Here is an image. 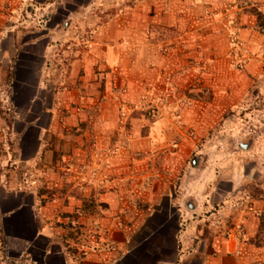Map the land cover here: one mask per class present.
Instances as JSON below:
<instances>
[{"label":"crops","instance_id":"0c3cea01","mask_svg":"<svg viewBox=\"0 0 264 264\" xmlns=\"http://www.w3.org/2000/svg\"><path fill=\"white\" fill-rule=\"evenodd\" d=\"M82 3L0 0V264H141L144 253L156 258L152 264H264V191L256 198L251 172L201 142L261 74L255 56L263 39L255 18L238 7L239 0ZM97 10L107 13L103 22ZM86 29L90 40L82 48ZM236 38L247 52L240 69L229 58ZM168 88L183 103V129L171 116L154 123L131 120L129 141L119 138L121 148L113 155L122 107L137 105L146 90L160 96ZM89 119L91 127L75 136V157L78 163L102 158L106 168L93 170L95 180L119 173L120 157L122 164L140 153L168 155V171L183 170L179 185L153 192V213L136 216L141 227L134 236L110 229L119 251L81 246L73 230L64 235L65 221L43 194L56 180L49 171L40 177L43 163L52 159L53 140L64 138L65 129L80 131ZM190 128L194 139L186 136ZM91 139L95 150L87 154L82 147ZM173 144L178 149L171 154L167 147ZM198 146V154L208 157L191 166L187 160ZM145 164L139 162L134 172L143 176ZM84 178L77 169L85 198L111 206L119 199L125 210L139 199L126 178L120 177L116 192L104 193L90 175L86 179L94 186L84 188Z\"/></svg>","mask_w":264,"mask_h":264},{"label":"rangeland","instance_id":"374dc122","mask_svg":"<svg viewBox=\"0 0 264 264\" xmlns=\"http://www.w3.org/2000/svg\"><path fill=\"white\" fill-rule=\"evenodd\" d=\"M101 1L103 6V0ZM88 2L89 0H83L82 4ZM76 4H80L79 1ZM238 7L243 8L245 12L255 18V30L263 39L262 48L255 56L261 64V74L253 79L247 94L238 101V104L227 111L223 120L213 130H210L209 134L203 137L201 142L204 146L208 144L212 151L217 152V155L220 152V157H223L222 154L224 153L230 159H238L237 161L240 166L251 172L253 184L250 185L254 187L255 197L259 198L264 191V18L258 22L253 11L257 10L264 16V0H239ZM97 11V14L101 12ZM106 15L107 13H100L102 22L107 18ZM89 29L80 33L82 37L80 39V47L82 48L87 46V44H82V42L85 43L90 40L91 30ZM233 44V50L229 52V58L233 62L232 64L240 69L239 66L243 63L241 59L247 55V52L244 43L240 39L236 38ZM244 59L247 58L245 57ZM182 104L178 99L177 93L173 89L168 88L160 96H157L152 90H146L137 105L122 107L120 116L122 131L117 130L112 138V154H117L121 148V145L117 142L119 138L129 141V123L131 120L144 118L150 123H154L156 120L171 116L176 126L182 130L184 126L180 117ZM97 115V111L91 115L93 116V121ZM90 121L89 119V121L84 122L81 125V130L78 132L75 131V127H71L68 130L65 129V137L57 138L58 143H55L53 140L54 143L51 148V152L53 153L52 159H49L47 163H43L46 167H42L40 177L46 178L49 176V171L56 176V180L52 181L53 185L48 190H44L43 194L47 197L46 201L54 203L53 212L56 216L65 221V225L62 224L64 235H71L73 233L72 238H75V242L90 249L97 250L101 247L109 248L112 246L119 251L117 241L114 243V240L110 238V229L113 231L112 233L115 231L116 233H119L118 231L124 232L123 236L127 235L128 238L131 235L134 236L141 227L135 224L138 218L136 216L142 215L143 217L144 215V217H148L153 213V206L156 200L153 192H164L172 188L171 186L179 185V181L183 176V170L174 175L171 174L168 171V166L170 165L171 167L173 165V157H168V155H166L167 157H147V153H140L133 155V157H124L125 159L122 164H119L123 160V157H120L117 166H115L118 168L117 172L119 173L112 174V176L106 177L107 179L95 180L93 178V170L97 172L103 171L106 168V164L102 161V158L82 157L80 163H78L75 157V152L78 150L77 148L75 149V136L82 135L84 130L91 127ZM144 133L145 131L143 130L142 134ZM186 136L194 139L196 133L190 128L186 130ZM94 144V139H91L82 149L87 154L88 151L93 152L95 150ZM242 144H248L249 146L247 149H243L241 147ZM202 148L198 146L195 149L194 153L187 160L189 165L192 166V162L197 158L208 157V155L202 152L198 154ZM167 149L172 154L177 151L178 147L177 144H173L167 147ZM141 161H145V166H148L141 172L143 176L140 175V172H134L137 164ZM237 161H233L231 164L233 163L234 165ZM77 169L80 174L85 176L80 183H84V188L86 186H94L93 181L92 184H88L89 181L86 179V176L90 175V179L92 178V180L97 182L96 189L100 193L106 191L116 192L120 184V177H122L126 178V187L129 191L133 189L138 191H136V198L139 199L135 201L136 203L130 204L129 208L125 210L124 208L120 209L119 199H117L115 204L113 202L111 206V203L101 202L99 198L97 200L85 198L83 191L79 190L80 188L75 179ZM124 169H126V173H123ZM136 174H139V176ZM143 198L145 202H142ZM75 201L80 203L81 208H76L75 205L77 204ZM92 217L94 220H92ZM75 218L79 219V222L82 223L80 226L75 224ZM105 218L112 219L115 222L102 226L100 221ZM74 232L77 233L76 236ZM139 236L140 234L138 233ZM148 253L154 254V248L148 250ZM144 255L141 264H152L153 260H156L155 257L148 260L147 254L144 253ZM127 264H139V262L135 263V261L129 260Z\"/></svg>","mask_w":264,"mask_h":264},{"label":"trees","instance_id":"16d2710c","mask_svg":"<svg viewBox=\"0 0 264 264\" xmlns=\"http://www.w3.org/2000/svg\"><path fill=\"white\" fill-rule=\"evenodd\" d=\"M253 13L257 17L258 22H260L264 18V16L260 12H258L257 10H254Z\"/></svg>","mask_w":264,"mask_h":264},{"label":"water","instance_id":"95a60500","mask_svg":"<svg viewBox=\"0 0 264 264\" xmlns=\"http://www.w3.org/2000/svg\"><path fill=\"white\" fill-rule=\"evenodd\" d=\"M248 146H249L248 144H246V145L242 144V145H241V147H242L243 149H247ZM197 162H198V159L194 161V164L196 165Z\"/></svg>","mask_w":264,"mask_h":264}]
</instances>
